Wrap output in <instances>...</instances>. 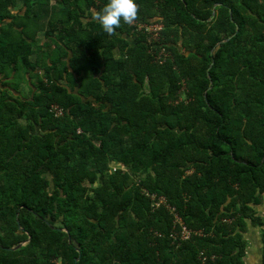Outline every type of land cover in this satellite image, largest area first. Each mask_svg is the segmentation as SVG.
Listing matches in <instances>:
<instances>
[{
    "label": "trees",
    "instance_id": "1",
    "mask_svg": "<svg viewBox=\"0 0 264 264\" xmlns=\"http://www.w3.org/2000/svg\"><path fill=\"white\" fill-rule=\"evenodd\" d=\"M105 2L0 0V264H246L248 222L264 247V0H137L112 34ZM146 191L204 234L174 240Z\"/></svg>",
    "mask_w": 264,
    "mask_h": 264
},
{
    "label": "built area",
    "instance_id": "2",
    "mask_svg": "<svg viewBox=\"0 0 264 264\" xmlns=\"http://www.w3.org/2000/svg\"><path fill=\"white\" fill-rule=\"evenodd\" d=\"M137 30L140 32H143L147 35V40L149 43L153 41H158L161 39L160 33L163 29V25L161 22H151V23H137ZM159 49L155 51L153 48L150 47V52L154 55V60L157 63H164L167 59L171 57V53L167 48H165L162 44L159 45ZM50 111L55 116H62L64 109L60 107L59 105L53 104L51 105ZM80 131V130H79ZM113 170H116L118 168L117 163L112 164ZM146 194L151 198V204L153 209L159 207L161 204H164L167 206V208L170 210V212L173 215V227L170 233V236L174 240H185L189 239L193 235H203V231L201 229H194L185 224L183 221L181 215L178 213L175 206L167 203L166 198L163 195H157L156 193H150L146 191ZM201 259L203 261L206 260V256L201 253ZM57 264L59 261H57Z\"/></svg>",
    "mask_w": 264,
    "mask_h": 264
},
{
    "label": "clouds",
    "instance_id": "3",
    "mask_svg": "<svg viewBox=\"0 0 264 264\" xmlns=\"http://www.w3.org/2000/svg\"><path fill=\"white\" fill-rule=\"evenodd\" d=\"M138 8L137 0H106L92 18L99 21L104 32L112 34L122 22L131 24L138 15Z\"/></svg>",
    "mask_w": 264,
    "mask_h": 264
},
{
    "label": "crops",
    "instance_id": "4",
    "mask_svg": "<svg viewBox=\"0 0 264 264\" xmlns=\"http://www.w3.org/2000/svg\"><path fill=\"white\" fill-rule=\"evenodd\" d=\"M31 86V82L29 83ZM21 92L26 94L28 92V85L22 84L21 85ZM16 95H18V92H15ZM264 203V202H263ZM262 203V204H263ZM259 206V205H258ZM258 211V209H257ZM260 215V213L258 212ZM261 216V215H260ZM262 217V216H261ZM264 218V217H263ZM251 222H248L247 230L244 232V237L247 240V248H246V254L244 256V260L246 264H264V247H263V241H262V235H261V226H255L259 228L260 235L258 236L257 245H255V239H253V242L249 239L250 238V229L254 227ZM258 235V234H257Z\"/></svg>",
    "mask_w": 264,
    "mask_h": 264
},
{
    "label": "rangeland",
    "instance_id": "5",
    "mask_svg": "<svg viewBox=\"0 0 264 264\" xmlns=\"http://www.w3.org/2000/svg\"><path fill=\"white\" fill-rule=\"evenodd\" d=\"M163 25V24H162ZM160 37H162V32L160 33ZM38 40H39V43H43V42H45L44 41V37L41 35V34H39L38 35ZM51 46H52V44H51ZM119 54V51L118 50H116V55H118ZM15 78H17V76H14V75H11L10 76V80L9 81H14L15 80ZM23 80V79H22ZM23 81H26V80H23ZM257 209H258V212L260 213V215L262 216V217H264V203L263 204H261V205H259V206H257L256 207ZM250 240L253 242V239H255V242H253V243H255V245H257V241H258V236L260 235V233H259V228H257V227H252L251 229H250ZM258 234V235H257ZM259 242V241H258ZM59 263H60V261H59Z\"/></svg>",
    "mask_w": 264,
    "mask_h": 264
},
{
    "label": "water",
    "instance_id": "6",
    "mask_svg": "<svg viewBox=\"0 0 264 264\" xmlns=\"http://www.w3.org/2000/svg\"><path fill=\"white\" fill-rule=\"evenodd\" d=\"M77 259H79V256L77 257Z\"/></svg>",
    "mask_w": 264,
    "mask_h": 264
}]
</instances>
